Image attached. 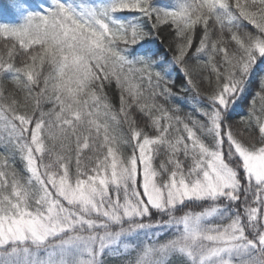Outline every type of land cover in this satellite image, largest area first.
Returning <instances> with one entry per match:
<instances>
[{
  "label": "snow or ice",
  "instance_id": "1",
  "mask_svg": "<svg viewBox=\"0 0 264 264\" xmlns=\"http://www.w3.org/2000/svg\"><path fill=\"white\" fill-rule=\"evenodd\" d=\"M7 9L0 264H264V0Z\"/></svg>",
  "mask_w": 264,
  "mask_h": 264
},
{
  "label": "trees",
  "instance_id": "2",
  "mask_svg": "<svg viewBox=\"0 0 264 264\" xmlns=\"http://www.w3.org/2000/svg\"><path fill=\"white\" fill-rule=\"evenodd\" d=\"M9 4V0H0V20H4L7 16L8 19H12L10 13L8 12L7 6ZM160 56H163V52H160ZM264 69V65H260L256 69V75L253 77V83L249 86L248 94L246 97V102L243 103L240 108L237 110L241 114H246L248 111V103L247 101H250L252 97L255 95V93L259 90V77H260V70ZM175 75V74H174ZM181 81L179 77H177V83L179 84ZM185 111L187 109L185 108ZM234 121H238L240 119L239 115L234 116ZM114 264V262H112Z\"/></svg>",
  "mask_w": 264,
  "mask_h": 264
}]
</instances>
